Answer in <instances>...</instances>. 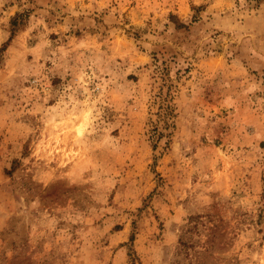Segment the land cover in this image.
I'll return each mask as SVG.
<instances>
[{
	"label": "rangeland",
	"instance_id": "1",
	"mask_svg": "<svg viewBox=\"0 0 264 264\" xmlns=\"http://www.w3.org/2000/svg\"><path fill=\"white\" fill-rule=\"evenodd\" d=\"M0 264H264V0H0Z\"/></svg>",
	"mask_w": 264,
	"mask_h": 264
},
{
	"label": "trees",
	"instance_id": "2",
	"mask_svg": "<svg viewBox=\"0 0 264 264\" xmlns=\"http://www.w3.org/2000/svg\"><path fill=\"white\" fill-rule=\"evenodd\" d=\"M13 24H16L15 21L13 22Z\"/></svg>",
	"mask_w": 264,
	"mask_h": 264
}]
</instances>
